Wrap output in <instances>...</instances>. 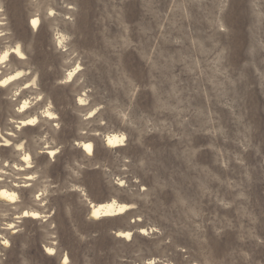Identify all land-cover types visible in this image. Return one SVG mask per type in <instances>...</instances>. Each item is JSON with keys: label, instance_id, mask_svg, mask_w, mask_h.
I'll return each instance as SVG.
<instances>
[{"label": "rangeland", "instance_id": "1", "mask_svg": "<svg viewBox=\"0 0 264 264\" xmlns=\"http://www.w3.org/2000/svg\"><path fill=\"white\" fill-rule=\"evenodd\" d=\"M202 2L2 0L0 190L13 194L19 185L24 211L29 213L22 219L25 232L13 237V262L20 244L27 241L31 259L38 264H58L56 257L45 254L42 247V240L50 239L51 254L59 255L61 243L70 264L72 260L83 264V257L87 264H92L93 258L97 264H126L127 250L119 243L128 235L136 238L146 255L150 249L158 254L154 251L157 241L143 236L151 226L160 228L169 243L175 244L160 247L174 253L183 250L176 253L179 260L188 249L195 255L196 241L206 238L200 236L201 232H209L218 256L237 246L236 232L228 231L220 240L212 232L218 220L238 225L246 210L233 209L227 197L234 193L226 190L223 177L227 175L228 182L243 180L244 169L233 164L225 173L214 163L225 149H240L231 141L227 143L226 137L217 139L227 130L235 138L237 129L232 108L214 100L219 89L209 75L212 41L208 39L211 32ZM49 8L56 14L49 16ZM33 17L39 18L35 30L31 27ZM226 21L231 33L218 39L230 49L233 68L241 70L248 59L250 40L248 0H232ZM146 66H150L149 76ZM126 67L142 83L153 77L161 82L155 115L144 114L143 125L138 128L143 150L133 147L126 155L118 148L107 152L98 147L96 155L94 149L89 157L83 143L95 145L96 132L110 123L116 127L105 108L112 104L113 113L119 111L123 89L117 82ZM243 71L246 79L237 86L235 99L255 130L256 148L244 158L253 177L247 186L251 208L261 219L258 230L264 235V90L253 69ZM78 97L86 103L79 104ZM152 104L151 94L143 92L141 107L150 111ZM32 117H37L35 123L21 125L22 120ZM98 118L104 123H97ZM104 135L121 139L118 132ZM133 163L143 171L130 167ZM84 176L85 184L77 183L76 178ZM125 186L143 193H148L151 186L147 206L142 207L145 201H139L135 192H126ZM20 192L15 194L19 196ZM221 198L229 209L218 205ZM134 199L139 202L131 207ZM68 201L71 206L64 208ZM8 202V198L0 199V205ZM110 202L129 208L91 218L93 222L86 220L92 204ZM49 222L57 225L58 232L49 233L41 227ZM137 228L142 231L136 232ZM73 229L87 243L81 244Z\"/></svg>", "mask_w": 264, "mask_h": 264}, {"label": "clouds", "instance_id": "2", "mask_svg": "<svg viewBox=\"0 0 264 264\" xmlns=\"http://www.w3.org/2000/svg\"><path fill=\"white\" fill-rule=\"evenodd\" d=\"M231 3L232 0H203L201 8L204 13V18L208 22L209 31L211 32V35L208 36V39L212 41V47H210L211 60L209 61V75L216 80L219 89V94L214 95V100L219 99L232 108V121L237 129L235 138L231 137L229 135V130H227L226 133H223L217 139L221 140L226 137L227 143L231 141L238 145L240 149L239 152H228L225 149L223 153L217 155L214 163L217 167L223 169L225 173L231 171L233 164L244 169L243 180L228 182L227 175L223 177H225L226 190L229 193H234L231 198H229V196L227 197L233 209H245L246 215L242 221L239 220L238 225L218 220L215 222L212 232L217 240L222 239L224 234L228 231L236 232L237 246L226 251L223 255L218 256L213 247L209 232H201L200 236L206 238H201L196 241L197 247L195 248V255H193L192 250L188 249V254L183 255V259L179 260L176 258V253H183V250H176V253H174L169 252L166 247H160V245H171L175 247V244L174 242L171 244L169 243L164 233L160 231V228L151 226L148 231L143 232V236L150 238L149 240L151 241H157L154 251L158 254H152L153 250L150 249L146 255L145 251L141 247H138L139 242L136 238L134 239L132 235H128L127 240H121L119 243L120 247L127 250L126 264H173V261H175V264H264V255H258V253L264 252V235H261L258 230L261 219L254 209L251 208V198L247 186L251 185L253 177L247 165V161L244 158L245 153L256 148L254 144L255 130L253 126L246 121V115L239 109L235 99L237 86L246 79L243 69H253L261 89L264 90V67H261V64H264V0H248V15L250 20L248 31L250 40L246 53L248 59L242 65L241 70L233 68L230 63V49L224 46L218 39L221 34L227 36L231 33V27L226 21ZM176 7L182 6L177 5ZM2 10V0H0V11ZM55 14L56 13H54L51 8L48 9L49 16ZM35 25L36 21H31L32 30H35ZM131 27L133 28L132 25ZM136 27L138 30V25ZM0 35H3V33H0ZM146 68L148 69L149 76L150 66H146ZM117 86L123 89L119 96V111L113 113L112 104H108L105 108V111L116 121V127L113 128L110 123L102 132L95 133V145L91 143L88 144L92 146V149H95V155L98 147L107 152H110L114 148H118L120 152L126 155H129L128 150L133 147L143 150L137 136L138 128L143 125L144 114H148L149 116L155 115L153 110L156 104L157 90L161 89V82L159 79L153 77L152 79H148L147 83H142L138 81L135 75L126 67V69L120 71ZM143 92H149L152 96L153 104L150 111L144 110L140 105V97ZM213 92L216 93V89H213ZM77 99L78 103L81 105L86 103V100L83 98L78 97ZM173 103H175V100H173ZM96 122L103 124L104 120L98 118ZM109 132H118L121 134V139L118 144H114L113 142L109 143L110 139L104 135V133ZM70 146L74 147L75 145ZM140 153L135 161L140 158ZM88 155L91 157L93 152H89ZM130 167L143 171L137 163L131 164ZM186 171H189L190 175L193 174L190 170L186 169ZM76 181L77 183L85 184V176L82 178L77 177ZM117 183L123 184V181L117 180ZM137 187H139V185H137ZM19 189L20 186L18 185L15 192H20ZM65 190L68 191L69 189L66 188ZM125 191L135 192L136 196L139 197V201H145L142 207L147 206L146 198L151 194V186L148 193L136 192L135 188H129L128 186H125ZM15 192L13 196L9 197L8 203L0 205V214L3 215V223H0V264H38V261L31 259L28 255L29 244L27 241L20 244L19 253L16 255L15 261L13 262L12 249L15 245L13 237L17 233L25 232L22 219L29 215L28 211H24L26 204L24 200H21L23 194L20 192V195L17 196ZM45 195L47 196V192H45ZM139 201L134 199L130 206L136 207V203ZM81 202L83 203V201ZM218 205H222L224 209H229V204L225 202L224 198L218 201ZM70 206L71 201H68L65 203L64 208ZM127 207H129V205H123L121 211H125ZM179 210L183 211V209ZM17 212L20 213V216L16 215ZM93 215L96 214L93 213ZM97 219L99 218L97 217ZM9 220L13 222L9 223ZM86 220L88 222H93L91 217H87ZM41 227L47 229L49 233L53 230L58 232L57 225H52L51 222L47 225L42 224ZM141 231V228L136 229V232ZM165 231H167V229H165ZM73 232L81 244L87 243L80 232L74 229ZM154 233H156V235H153ZM44 244H47L48 247H44ZM42 247L45 254L56 257L58 264H70L65 248L61 243H59V255L51 254L53 243L50 239L42 240ZM67 251L69 252V250ZM71 264H74L73 260ZM83 264H87L84 257ZM92 264H97L94 258Z\"/></svg>", "mask_w": 264, "mask_h": 264}, {"label": "bare ground", "instance_id": "3", "mask_svg": "<svg viewBox=\"0 0 264 264\" xmlns=\"http://www.w3.org/2000/svg\"><path fill=\"white\" fill-rule=\"evenodd\" d=\"M33 20L36 21V25L34 27H37L38 24H39V18L38 17H33L31 19V21H33ZM24 107H25V104L22 105V107H20V108H24ZM35 120H37V117H32V118H28V119L22 120L21 121V125H23V126L24 125H31L33 123H30V122L31 121H35ZM107 138L111 139L114 144L120 141V138L117 135L108 136ZM90 143L93 144L92 142L89 141V142H84L83 145H82L83 146V150L86 152V154H88L89 151L85 148V145H88ZM51 151L54 152L53 150H51ZM92 152H94V148L92 149ZM13 194H8V192L6 190H3L0 193V199L1 200L6 199V198L9 199V197L13 196ZM123 205H127V204H124V203L120 204V203H116V202H110V203H105V204H97V205L92 204L91 205V210H90L91 212H89L90 213V217L94 218V219H97V217L100 218L102 216H111V215L120 213V212H122L121 211V207ZM128 208L129 207H127V209ZM93 213H95L96 215H93ZM128 234H130V232H128Z\"/></svg>", "mask_w": 264, "mask_h": 264}, {"label": "snow or ice", "instance_id": "4", "mask_svg": "<svg viewBox=\"0 0 264 264\" xmlns=\"http://www.w3.org/2000/svg\"><path fill=\"white\" fill-rule=\"evenodd\" d=\"M82 103H83V101H82ZM30 123H35V121H31ZM57 126H59V125H57ZM113 141L110 139L109 140V143H112ZM85 148L89 151V152H91L92 151V146L91 145H85ZM52 155H55V153H52Z\"/></svg>", "mask_w": 264, "mask_h": 264}]
</instances>
